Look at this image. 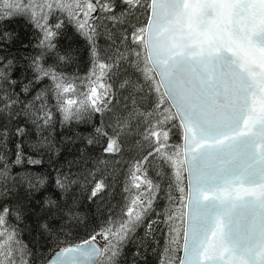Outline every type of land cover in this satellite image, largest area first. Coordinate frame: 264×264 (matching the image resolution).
<instances>
[{"label": "snow or ice", "instance_id": "snow-or-ice-1", "mask_svg": "<svg viewBox=\"0 0 264 264\" xmlns=\"http://www.w3.org/2000/svg\"><path fill=\"white\" fill-rule=\"evenodd\" d=\"M116 2L0 0V18L27 17L43 31L42 44L55 35L48 27L49 16L60 12L75 21L91 45L93 68L86 91L78 95L73 83L37 65L43 75L52 76L64 120L108 109L113 103L108 80L122 62L135 68L155 93L151 111L133 108L117 118L118 131L104 148L106 153L119 152L118 137L131 121L142 125L148 150L128 175L126 190L134 194L122 210L126 218L109 221L99 233L61 248L49 264H110L157 199L160 185L148 177L146 167L155 162L170 167L180 195L169 196L172 205L164 218L147 227L152 231L163 223L165 253H184L161 264H264V0H118L125 6L119 14ZM137 10L148 13L146 21L129 25L120 38L123 47L102 60L95 44L97 15L115 27L128 24ZM108 36L113 38L111 32ZM120 87L130 90L135 105L136 82L126 78ZM50 118L46 114L45 122ZM173 129L181 145L170 143ZM104 187L96 182L91 196ZM7 212L0 214V264H28L15 231L5 226ZM97 235L107 242L104 247L96 246Z\"/></svg>", "mask_w": 264, "mask_h": 264}, {"label": "trees", "instance_id": "trees-1", "mask_svg": "<svg viewBox=\"0 0 264 264\" xmlns=\"http://www.w3.org/2000/svg\"><path fill=\"white\" fill-rule=\"evenodd\" d=\"M124 7L117 0L114 10L119 14ZM147 15L137 10L128 17V24L113 27L112 21L98 14L95 44L100 58L107 61L118 46L122 48L124 31L145 22ZM57 23L60 28H55ZM48 27L55 35L42 44L43 31L27 17L0 18V214L8 210L5 226L15 231L28 264H44L59 248L81 243L109 221L126 218L122 210L134 194L126 190L128 175L132 164L148 150L142 125L131 121L118 137L119 152L106 153L104 148L118 131V117H126L133 108L151 111L155 101V93L140 73L122 62L108 80L113 93L108 109L64 120L52 76L43 75L37 65L73 83L78 95L86 91L93 68L91 45L77 31L75 21L60 12L49 16ZM126 78L138 85L135 105L130 90L120 87ZM46 114L51 117L47 122ZM170 143L181 145L175 129ZM146 167L148 177L160 185L157 199L144 222L119 245L110 264H161L171 256L180 257L181 250L165 253L167 227L163 223L152 231L147 227L150 221L164 218L172 205L169 196L178 199L180 195L171 179L172 170L159 162ZM98 181L104 183V190L92 197ZM96 240L101 247L107 243L100 235Z\"/></svg>", "mask_w": 264, "mask_h": 264}, {"label": "water", "instance_id": "water-1", "mask_svg": "<svg viewBox=\"0 0 264 264\" xmlns=\"http://www.w3.org/2000/svg\"><path fill=\"white\" fill-rule=\"evenodd\" d=\"M183 143V140H182V138H181V144ZM186 177H187V173H185V184L187 183V179H186ZM185 203H186V201H185ZM95 244H96V246L97 247H101L100 246V244H99V242L96 240L95 241ZM70 246H74V245H70ZM70 246H64V247H70ZM61 248H63V247H61ZM61 248H59L58 250H56L46 261H45V263L44 264H49V261H51L52 260V258L55 256V254H56V252H58ZM183 251L181 250V252H180V256H183ZM90 264H95V262H90Z\"/></svg>", "mask_w": 264, "mask_h": 264}, {"label": "rangeland", "instance_id": "rangeland-1", "mask_svg": "<svg viewBox=\"0 0 264 264\" xmlns=\"http://www.w3.org/2000/svg\"><path fill=\"white\" fill-rule=\"evenodd\" d=\"M99 242V241H98Z\"/></svg>", "mask_w": 264, "mask_h": 264}]
</instances>
